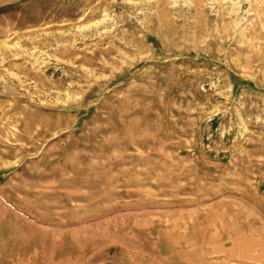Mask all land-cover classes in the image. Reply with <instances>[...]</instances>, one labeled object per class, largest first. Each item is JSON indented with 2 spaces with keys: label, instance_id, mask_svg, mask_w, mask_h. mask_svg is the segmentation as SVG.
Returning <instances> with one entry per match:
<instances>
[{
  "label": "rangeland",
  "instance_id": "1",
  "mask_svg": "<svg viewBox=\"0 0 264 264\" xmlns=\"http://www.w3.org/2000/svg\"><path fill=\"white\" fill-rule=\"evenodd\" d=\"M0 264H264V0H0Z\"/></svg>",
  "mask_w": 264,
  "mask_h": 264
}]
</instances>
